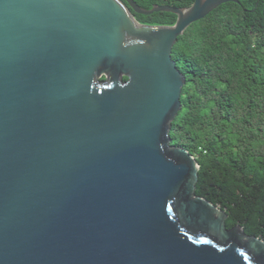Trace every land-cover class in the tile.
I'll list each match as a JSON object with an SVG mask.
<instances>
[{
	"label": "water",
	"instance_id": "95a60500",
	"mask_svg": "<svg viewBox=\"0 0 264 264\" xmlns=\"http://www.w3.org/2000/svg\"><path fill=\"white\" fill-rule=\"evenodd\" d=\"M239 1L0 0V264H264L170 136L178 37Z\"/></svg>",
	"mask_w": 264,
	"mask_h": 264
},
{
	"label": "trees",
	"instance_id": "16d2710c",
	"mask_svg": "<svg viewBox=\"0 0 264 264\" xmlns=\"http://www.w3.org/2000/svg\"><path fill=\"white\" fill-rule=\"evenodd\" d=\"M134 1L150 9L194 0ZM132 12L142 23L177 19ZM173 59L186 82L170 136L200 164L196 193L228 212V227L264 239V0L218 6L178 37Z\"/></svg>",
	"mask_w": 264,
	"mask_h": 264
},
{
	"label": "flooded vegetation",
	"instance_id": "af4514ba",
	"mask_svg": "<svg viewBox=\"0 0 264 264\" xmlns=\"http://www.w3.org/2000/svg\"><path fill=\"white\" fill-rule=\"evenodd\" d=\"M139 21V20H138ZM142 23V22H141ZM143 24H150V23H143ZM150 25H160V24H150ZM124 80H126V77H124Z\"/></svg>",
	"mask_w": 264,
	"mask_h": 264
}]
</instances>
